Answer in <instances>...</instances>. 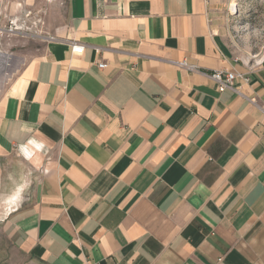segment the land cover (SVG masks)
I'll list each match as a JSON object with an SVG mask.
<instances>
[{
	"label": "crops",
	"instance_id": "obj_1",
	"mask_svg": "<svg viewBox=\"0 0 264 264\" xmlns=\"http://www.w3.org/2000/svg\"><path fill=\"white\" fill-rule=\"evenodd\" d=\"M37 1L0 0L48 34L0 37V231L26 264H264V113L207 76L264 107V54L231 48L221 0Z\"/></svg>",
	"mask_w": 264,
	"mask_h": 264
},
{
	"label": "rangeland",
	"instance_id": "obj_2",
	"mask_svg": "<svg viewBox=\"0 0 264 264\" xmlns=\"http://www.w3.org/2000/svg\"><path fill=\"white\" fill-rule=\"evenodd\" d=\"M34 4L44 5L39 0ZM216 16V23L238 55L257 58L264 54V0H221ZM23 38L26 37L19 39ZM24 40L31 49L39 42L33 38ZM0 264H26L25 257L8 243L1 231Z\"/></svg>",
	"mask_w": 264,
	"mask_h": 264
},
{
	"label": "built area",
	"instance_id": "obj_3",
	"mask_svg": "<svg viewBox=\"0 0 264 264\" xmlns=\"http://www.w3.org/2000/svg\"><path fill=\"white\" fill-rule=\"evenodd\" d=\"M1 36H16L26 37L39 40H45L48 34L43 30V21L39 16L38 12L32 9H20L12 14L5 15L3 23L0 24V37ZM50 37V36H49ZM83 46L79 43H71L70 49L72 53H82ZM169 63L184 69L189 72H197L199 68L197 65L191 63L185 58L182 59H169ZM99 67H103V63H98ZM217 86L219 92L230 90L235 92L237 95L247 98L249 102L254 104L264 113V107L257 104L255 97L246 96L238 82H248V77L242 72L235 70H214L207 74ZM90 264H98L92 262Z\"/></svg>",
	"mask_w": 264,
	"mask_h": 264
}]
</instances>
